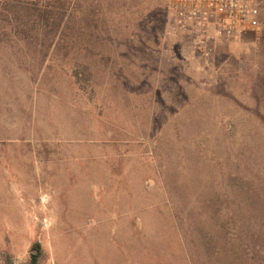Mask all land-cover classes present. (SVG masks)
Returning a JSON list of instances; mask_svg holds the SVG:
<instances>
[{"label":"rangeland","instance_id":"1","mask_svg":"<svg viewBox=\"0 0 264 264\" xmlns=\"http://www.w3.org/2000/svg\"><path fill=\"white\" fill-rule=\"evenodd\" d=\"M168 4L0 20V264H264V0L209 66Z\"/></svg>","mask_w":264,"mask_h":264},{"label":"built area","instance_id":"2","mask_svg":"<svg viewBox=\"0 0 264 264\" xmlns=\"http://www.w3.org/2000/svg\"><path fill=\"white\" fill-rule=\"evenodd\" d=\"M261 15L260 0H169L166 37L209 66L219 44L258 32Z\"/></svg>","mask_w":264,"mask_h":264},{"label":"trees","instance_id":"3","mask_svg":"<svg viewBox=\"0 0 264 264\" xmlns=\"http://www.w3.org/2000/svg\"><path fill=\"white\" fill-rule=\"evenodd\" d=\"M75 2L76 0H0V20L12 18L16 21L10 27L19 37L18 43H22L21 29L29 30V23L33 21L34 25L39 24L41 31L44 30L45 36L52 35L53 45L59 32L62 30L63 33L66 29L65 20L72 15ZM33 251L35 254L32 255V264H37L43 253L41 244L35 243Z\"/></svg>","mask_w":264,"mask_h":264}]
</instances>
